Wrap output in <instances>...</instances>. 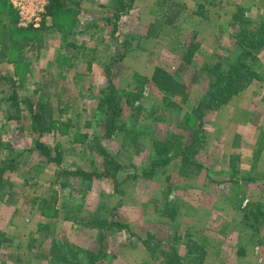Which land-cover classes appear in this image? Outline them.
Returning a JSON list of instances; mask_svg holds the SVG:
<instances>
[{"label":"rangeland","instance_id":"rangeland-1","mask_svg":"<svg viewBox=\"0 0 264 264\" xmlns=\"http://www.w3.org/2000/svg\"><path fill=\"white\" fill-rule=\"evenodd\" d=\"M258 1L76 0L55 29L48 15L18 26L0 0V71L20 101L52 109L51 128L33 129L0 78V160L17 155L0 188V264H164L174 249L192 263L187 235L198 264H264V49L260 80L202 122L196 111L240 30L258 27ZM106 93L120 107L111 133ZM226 227L207 251L203 235Z\"/></svg>","mask_w":264,"mask_h":264},{"label":"trees","instance_id":"trees-1","mask_svg":"<svg viewBox=\"0 0 264 264\" xmlns=\"http://www.w3.org/2000/svg\"><path fill=\"white\" fill-rule=\"evenodd\" d=\"M76 0H48V4L46 6V14L50 16L52 20V27L56 29L58 28V22L60 20L61 11L63 7L68 2H74ZM241 24H245L246 20H239ZM47 29H51L47 27ZM59 29V28H58ZM26 30V29H25ZM26 30L25 32H28ZM239 50L233 60L228 64L227 69L224 72H219L216 74L215 78L210 82L206 92L202 96V99L197 107V119L202 122L205 117L206 111H214L218 109L223 103H225L229 97L237 93L241 88L245 87L247 83L253 80H260V75L258 72L254 71L251 66L256 61V52L264 49V18L258 24V27L255 30H249L248 28H243V30L237 35ZM161 70L156 69L153 78L158 76ZM166 84H171L174 82L173 78L164 72L162 75ZM0 78L5 82H9L12 87V98L18 103H27V111L30 115L31 124L33 129H41L49 130L51 128L52 123V109L51 105L47 101L37 100L33 103L28 98H22L20 101V97L16 94L14 90V82L10 78H8L3 72L0 71ZM103 94L105 91L103 90ZM134 100H138L139 96L134 94ZM105 99V100H104ZM113 96L110 93H106V97L102 98V101L107 103L109 106V133L113 131V126L116 123V120L120 116V107L119 105L113 101ZM108 134L107 136H109ZM12 150V149H10ZM17 155L11 154L7 158H3L0 160V188L2 186L3 177L7 171L12 170L15 164V160ZM81 173V172H80ZM96 174V173H93ZM100 174V173H97ZM89 174H85L88 176ZM91 175V174H90ZM242 218L246 222V219L249 218L251 212L248 207L241 209ZM260 214V212H258ZM257 218H260L257 216ZM261 219V218H260ZM259 223L262 220H258ZM100 222V221H99ZM101 224L97 223L98 226L105 225L104 227H113L121 226L120 222H114V220H101ZM184 245L186 248V256L192 259V263L182 262L183 258L179 256L176 249L173 252L167 255L163 254L164 264H198L199 255H204V250L199 247L198 243L194 241V239L187 235V239L184 240ZM193 255V256H191ZM184 255V258L186 257ZM193 257V258H192Z\"/></svg>","mask_w":264,"mask_h":264},{"label":"built area","instance_id":"built-area-1","mask_svg":"<svg viewBox=\"0 0 264 264\" xmlns=\"http://www.w3.org/2000/svg\"><path fill=\"white\" fill-rule=\"evenodd\" d=\"M18 15V26L38 27L46 20L48 0H11Z\"/></svg>","mask_w":264,"mask_h":264},{"label":"crops","instance_id":"crops-1","mask_svg":"<svg viewBox=\"0 0 264 264\" xmlns=\"http://www.w3.org/2000/svg\"><path fill=\"white\" fill-rule=\"evenodd\" d=\"M263 6H264V2H259L258 1V3H257V8H259V9H261L262 8V11L260 10V12L258 11L254 16L256 17V15H258V17L259 18H264V10H263ZM250 8L252 9V8H254L253 6H250ZM250 8H248V10L250 9ZM256 19V18H255ZM257 22V24L259 23V21L257 20L256 21ZM231 203V202H230ZM186 206V205H185ZM187 206L189 207V209L191 210L192 208H190V206H189V204H187ZM235 206V205H234ZM236 208L238 209V208H241V206H236ZM227 211V210H226ZM228 212H230V211H228ZM173 218V217H172ZM237 221V220H236ZM210 222H212V221H210ZM237 224L235 225V226H237L238 225V227L240 226L239 224H240V221H238V222H236ZM195 229V228H194ZM208 230V229H207ZM210 230H212V229H210ZM210 230H208L207 232H209V234L207 233V235L206 236H204L203 235V237H207L209 240L210 239H213L214 238V236H216V235H218V236H221L220 237V240L221 239H225L227 236H229L230 235V237H232V233L230 232L231 230L230 229H228V227H226L225 229H223V228H221L220 230H218V232H214V231H210ZM191 231V230H190ZM206 233V232H205ZM215 233V234H214ZM213 234H214V236H213ZM191 237H193V236H191ZM210 242V244L207 246V248L205 247V249L208 251L209 249H212V248H214V244H213V242L210 240V241H208V243ZM223 244H225V242H223Z\"/></svg>","mask_w":264,"mask_h":264}]
</instances>
